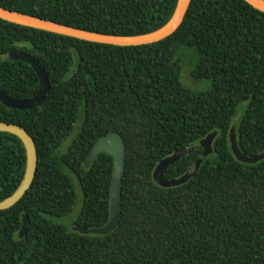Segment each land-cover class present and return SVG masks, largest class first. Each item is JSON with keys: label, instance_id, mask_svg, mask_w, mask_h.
Returning <instances> with one entry per match:
<instances>
[{"label": "trees", "instance_id": "1", "mask_svg": "<svg viewBox=\"0 0 264 264\" xmlns=\"http://www.w3.org/2000/svg\"><path fill=\"white\" fill-rule=\"evenodd\" d=\"M177 0H0L4 9L115 36L163 27ZM23 51L44 67L45 101L31 110L0 103V123L24 129L37 156L24 197L0 211V264H264V160L242 164L230 150L264 152V13L243 0H191L184 20L160 42L118 47L86 42L0 20V92L17 100L37 93L32 68L8 59ZM206 91L181 83L183 61ZM240 113L238 122L232 120ZM79 124V132L63 144ZM121 136L119 224L102 235L71 229L109 221L113 158L84 163L95 142ZM215 134L212 154L184 184L153 182L158 163ZM196 148L164 172L179 179L200 159ZM18 138L0 133V201L25 172ZM79 214L70 218L77 193ZM27 234L19 239L21 219Z\"/></svg>", "mask_w": 264, "mask_h": 264}, {"label": "water", "instance_id": "2", "mask_svg": "<svg viewBox=\"0 0 264 264\" xmlns=\"http://www.w3.org/2000/svg\"><path fill=\"white\" fill-rule=\"evenodd\" d=\"M191 0H177L175 10L169 21L161 28L146 34L135 36H115L105 35L95 32H88L82 29L72 28L52 21H46L37 17L21 14L19 12L9 11L0 6V20L14 23L19 26L33 28L61 36H66L86 42L112 45L118 47L143 46L154 44L165 40L173 35L184 20L185 14L188 10ZM252 8L264 13V0H243ZM8 59L11 62H20L32 68L37 75L39 81V89L36 94L26 100L12 99L0 92V103L6 108L12 110H31L39 107L46 99L49 92L48 76L44 67L38 60L23 51L14 50L9 53ZM0 133H7L15 136L20 140L24 146L26 162L24 176L14 191V193L7 198L0 201V211L8 210L18 203L30 189L37 168L36 149L32 138L29 134L19 126L7 123H0ZM215 134H210L204 140L186 146L180 150L175 151L171 156L161 160L156 166L152 178L153 182L161 188H170L186 183L198 170L201 160L212 154V142ZM229 145L235 160L242 164L254 165L264 160V152L254 156H247L243 154L237 145L235 134V127H232L229 133ZM201 147L203 152L200 159L190 168L185 175L179 179L166 180L164 178L165 170L177 162L187 154L192 153L196 148ZM124 152L125 147L121 136L117 133H109L99 138L93 145L91 152L84 163V167L88 168L101 154H107L113 158V175L111 180L110 190V205H109V221L101 228H86L81 226H71V229L82 235H102L105 236L116 229L119 224V209L121 205V174L124 166ZM28 221L26 217L21 219V228L18 233V238L22 239L27 234Z\"/></svg>", "mask_w": 264, "mask_h": 264}, {"label": "rangeland", "instance_id": "3", "mask_svg": "<svg viewBox=\"0 0 264 264\" xmlns=\"http://www.w3.org/2000/svg\"><path fill=\"white\" fill-rule=\"evenodd\" d=\"M191 68L192 66L190 65L188 60H184L183 61V65H182V70H181V83L182 85H184L185 87L193 90V91H206L211 87V81L210 80H205V79H193L191 77ZM240 118V113H238L234 119L232 120V123L235 125L238 120ZM79 132V124H76L75 128H74V132L72 133V135L70 136V138L63 144V149L65 150L67 148V146L69 145V143L72 141V139L75 138V136L77 135V133ZM77 199H76V203L72 209V213L70 215V218L66 221L68 224H70V222L72 221V219L74 217H76L80 210H81V206H82V196L81 193L77 190Z\"/></svg>", "mask_w": 264, "mask_h": 264}]
</instances>
